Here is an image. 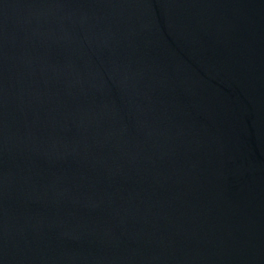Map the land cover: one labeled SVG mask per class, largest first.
I'll list each match as a JSON object with an SVG mask.
<instances>
[{"label":"water","instance_id":"95a60500","mask_svg":"<svg viewBox=\"0 0 264 264\" xmlns=\"http://www.w3.org/2000/svg\"><path fill=\"white\" fill-rule=\"evenodd\" d=\"M0 264H264V0H0Z\"/></svg>","mask_w":264,"mask_h":264}]
</instances>
